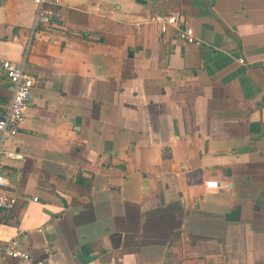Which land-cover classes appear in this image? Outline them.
<instances>
[{"label": "crops", "instance_id": "0c3cea01", "mask_svg": "<svg viewBox=\"0 0 264 264\" xmlns=\"http://www.w3.org/2000/svg\"><path fill=\"white\" fill-rule=\"evenodd\" d=\"M59 2L43 41L33 0H0V59L35 78L0 215L32 257L0 264H264V0Z\"/></svg>", "mask_w": 264, "mask_h": 264}, {"label": "built area", "instance_id": "2783aa9c", "mask_svg": "<svg viewBox=\"0 0 264 264\" xmlns=\"http://www.w3.org/2000/svg\"><path fill=\"white\" fill-rule=\"evenodd\" d=\"M37 6L34 34L39 32V39L45 40L49 35L41 28L60 29L62 19L59 0H33ZM154 21L161 26L164 34L173 35L184 44L201 45L195 30L187 23L181 13L156 14ZM173 30V31H172ZM243 62V60H241ZM0 75L9 82L12 99L5 111L0 112V215H9L16 208L19 197L10 190V180L2 160L21 159L19 152L6 148V143L15 140L25 121V112L34 98L35 78L24 65L16 64L11 60L0 59ZM217 182L207 183L208 187H216ZM37 201L38 198H35ZM0 255L23 262L31 261V252L23 249L18 239L10 241L0 240Z\"/></svg>", "mask_w": 264, "mask_h": 264}]
</instances>
